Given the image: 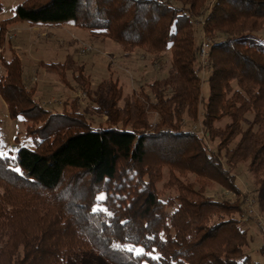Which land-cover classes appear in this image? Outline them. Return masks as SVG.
I'll return each mask as SVG.
<instances>
[{"label":"trees","instance_id":"16d2710c","mask_svg":"<svg viewBox=\"0 0 264 264\" xmlns=\"http://www.w3.org/2000/svg\"><path fill=\"white\" fill-rule=\"evenodd\" d=\"M200 17L212 44L207 99ZM19 23L68 24L126 53L171 59L166 77L131 96L111 78L91 94L81 70L76 83L108 120L97 128L76 110L52 113L28 99L17 57L3 61L1 94L33 147L0 155V264H259L246 251L242 224L254 218L235 172L247 164L264 214V0H23L0 21L2 47ZM44 66L69 85L63 64ZM201 111L207 137L185 123ZM208 182L236 201L208 196ZM166 190L175 194L164 201Z\"/></svg>","mask_w":264,"mask_h":264},{"label":"rangeland","instance_id":"374dc122","mask_svg":"<svg viewBox=\"0 0 264 264\" xmlns=\"http://www.w3.org/2000/svg\"><path fill=\"white\" fill-rule=\"evenodd\" d=\"M22 1L1 0L4 10L0 15V21L12 18L14 8ZM215 1L209 0L210 6ZM203 24L204 20L201 17L195 24V28H199L198 34L201 43L204 38L211 39L202 31ZM7 39L8 42L4 47L0 45V56L3 52L2 59L0 58V76H5L7 72L2 65L3 61L11 62L14 57H17L15 64L20 65L21 70L19 80L27 91L23 90L28 92V99L30 98L33 102L37 101L36 104L52 113H61L65 110L71 113V110H76L84 114L94 128L106 126L108 120L105 115L96 111V105L90 98L89 92L95 93L103 81L111 78L119 82V85L124 89L125 96H131L134 92H139L141 87L147 86L148 83L166 77L171 59L170 53L164 54L160 62L153 61L150 56H144L140 49L132 54L126 53L113 39L68 24L62 27L45 25L33 27L27 23H19L10 27ZM50 63L65 66L64 71L69 85L61 79L59 74L46 70L44 65ZM81 70L91 81L89 92L82 89L75 81V77ZM210 70L211 59L209 70L205 74L203 70L201 72L202 96L206 99L209 95V85L206 80L211 73ZM32 88H35L34 95L29 93ZM123 105L124 102H121L120 106ZM251 119L253 118L249 115L246 119L248 124L251 123ZM201 120L202 111L197 121H190L186 118L185 123L191 130H194L195 127L200 128L199 135L202 134L201 131H205V135L201 136L207 137L208 134ZM153 121L155 122L157 119ZM227 122H222L218 126L224 128ZM246 127L248 125L245 123L244 128ZM25 128L23 118L13 119L10 117L8 104L0 90V137L4 147L3 151H0V155L14 153L19 146L33 147L31 138L26 136ZM206 141L209 146L216 147L209 140ZM235 174L238 186L244 194L258 202L261 193L254 185L255 179L248 172L247 164H241ZM189 178L192 181H197L193 175H189ZM204 187L210 197L221 201H236L234 193L215 182H208ZM174 194V191L166 190L163 191L161 198L167 201L168 196ZM247 206L246 211L253 218L257 215L264 218V214L259 212L257 204L253 210L249 205ZM247 218L245 215L242 224V228L248 231L250 242L246 251L249 253L252 263L264 264V254L260 251L264 244V228H260L254 219L248 220Z\"/></svg>","mask_w":264,"mask_h":264},{"label":"built area","instance_id":"2783aa9c","mask_svg":"<svg viewBox=\"0 0 264 264\" xmlns=\"http://www.w3.org/2000/svg\"><path fill=\"white\" fill-rule=\"evenodd\" d=\"M211 45H212L211 40L204 38L203 42L201 43V47H200L199 59L201 61L202 70H203L204 74L210 68ZM199 130H200V128L195 127L193 131L199 134ZM201 133L202 134H200V135H205V131H201ZM255 202H256V200L249 197L248 203H249V207H251V210H253ZM251 210H250V212H251ZM254 220L256 221V224H258L260 227L264 228V218L263 217L256 216L254 218Z\"/></svg>","mask_w":264,"mask_h":264},{"label":"snow or ice","instance_id":"6c2138e0","mask_svg":"<svg viewBox=\"0 0 264 264\" xmlns=\"http://www.w3.org/2000/svg\"><path fill=\"white\" fill-rule=\"evenodd\" d=\"M16 171L19 172V169L17 168ZM100 199H103V197H100ZM132 249H129V251H131Z\"/></svg>","mask_w":264,"mask_h":264},{"label":"crops","instance_id":"0c3cea01","mask_svg":"<svg viewBox=\"0 0 264 264\" xmlns=\"http://www.w3.org/2000/svg\"><path fill=\"white\" fill-rule=\"evenodd\" d=\"M35 27V26H34Z\"/></svg>","mask_w":264,"mask_h":264}]
</instances>
